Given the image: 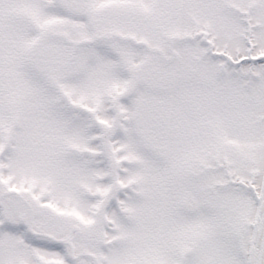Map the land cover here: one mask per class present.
I'll return each instance as SVG.
<instances>
[{"label":"snow or ice","instance_id":"6c2138e0","mask_svg":"<svg viewBox=\"0 0 264 264\" xmlns=\"http://www.w3.org/2000/svg\"><path fill=\"white\" fill-rule=\"evenodd\" d=\"M0 264H264V0H0Z\"/></svg>","mask_w":264,"mask_h":264}]
</instances>
